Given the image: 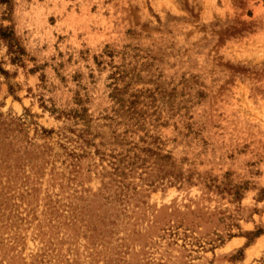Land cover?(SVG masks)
<instances>
[{
	"label": "rangeland",
	"instance_id": "374dc122",
	"mask_svg": "<svg viewBox=\"0 0 264 264\" xmlns=\"http://www.w3.org/2000/svg\"><path fill=\"white\" fill-rule=\"evenodd\" d=\"M0 264H264V0H0Z\"/></svg>",
	"mask_w": 264,
	"mask_h": 264
}]
</instances>
